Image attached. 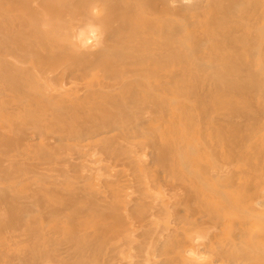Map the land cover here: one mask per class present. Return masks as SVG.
I'll list each match as a JSON object with an SVG mask.
<instances>
[{"label": "bare ground", "instance_id": "obj_1", "mask_svg": "<svg viewBox=\"0 0 264 264\" xmlns=\"http://www.w3.org/2000/svg\"><path fill=\"white\" fill-rule=\"evenodd\" d=\"M183 1L0 0V146H5L0 164L4 157L10 164L9 158L25 154L24 162L38 145L48 154L45 159L63 165L61 174L75 161L77 166L79 161L93 167L91 160L102 154L137 178L134 193L140 194L141 203L134 199L140 203L138 213L132 208L136 194L126 200L128 190L126 199H118L117 207L111 204L114 210L106 207L104 196L113 190L112 179L98 182L104 186L100 188L107 189L106 195L103 188L95 189L96 183L92 182L93 192L84 185L88 187L85 194L91 191L89 211L103 214L105 219L114 214L118 222L113 236L102 234L92 249L94 240L78 238L77 230L70 234L74 250L79 249L80 254L73 264H97L100 260L103 264H136L139 253H145L139 260L142 263L149 256L154 260L159 257V263L163 259V264H186L183 252L196 246L189 239L196 232L205 236L206 252L220 264H264V232L257 233L253 227L258 219L264 220L260 211L264 206V0ZM93 9L99 14L94 15ZM92 28L99 36L98 42L92 43L93 52L87 48ZM65 79L81 83V88L77 84L61 89L60 84L57 89L58 82ZM15 99L19 110L30 104L35 111L30 112L28 105L27 112L10 111ZM13 121L19 136L9 140V135L4 137L11 134ZM38 148L33 150L37 156ZM143 151L148 152L161 181L156 176V182L153 175L148 178L140 165L144 175L136 173ZM35 158L31 159L35 162ZM11 162L17 164V160ZM11 165L6 169L0 165V184L5 183L0 185V209L6 208L7 215L4 219L3 214L2 220L0 214V264H12L17 254L13 250L22 245L25 249H19L27 264H67L59 256L62 241L57 244V238L49 240L42 232L45 221L38 217V210L22 211L32 202L27 190L31 191L34 181L28 165L29 175L20 176L26 170L22 165L18 177L13 173L14 179H10V171H15ZM228 170L232 172L228 174ZM35 175L37 178L36 170ZM52 176L54 181L58 177ZM65 180L55 186L64 189L66 183L61 182ZM69 185L68 192L74 189ZM79 188L77 193L83 194L84 189ZM40 192L35 198L41 201L38 209L48 191ZM113 192L110 197L115 199L117 191ZM7 195L13 197L9 204ZM49 196L47 203L52 202ZM258 205L263 206L258 209ZM56 207L51 210V205L49 211L57 222L61 212ZM87 208L83 204L80 210L88 214ZM16 210L22 213L15 218ZM46 211L42 213L48 216ZM30 219L35 223L30 224ZM109 221L114 222L112 218ZM55 223L51 230L57 229ZM98 226L103 228L97 221L94 229ZM44 249L48 256H42ZM74 250L71 248V255L78 251ZM38 251L42 255L32 257ZM16 259L18 263V255Z\"/></svg>", "mask_w": 264, "mask_h": 264}, {"label": "rangeland", "instance_id": "obj_2", "mask_svg": "<svg viewBox=\"0 0 264 264\" xmlns=\"http://www.w3.org/2000/svg\"><path fill=\"white\" fill-rule=\"evenodd\" d=\"M190 1H192V0H184L183 1V3L184 4H186V3H188V2H190ZM89 46H90V48H89ZM93 46H94V44H92V43H88L87 42V48H89L90 50H91V52H93L94 50H96L95 49V47H94V50H93ZM86 50V49H85ZM89 50V51H90ZM86 51H88V50H86ZM90 52V53H91ZM64 81V82H63ZM62 82L60 81V82H58L57 84V89H58V87H59V85L61 86V89H63V87L64 88H66L67 89V87L69 88L70 86H76L77 84H80V85H78V86H76V87H78V88H81L80 86H81V83H79V82H77V81H75V82H73V80H68V79H65V80H63ZM70 82V83H69ZM77 82V83H76ZM63 83V84H62ZM65 84V85H64ZM11 100V99H10ZM10 100H8V102H10ZM15 102L17 103V101H16V99L13 101L12 100V103L16 106V107H14L13 108V106L11 107V109H10V111H12V112H16L17 114H18V112L21 110V112H27V105H26V107H24L23 109L25 110V111H23V109L20 107V110H19V108H18V104H15ZM18 105V106H17ZM29 107H28V109H30V112L31 111H35V109L33 108L32 109V107L30 106V104L28 105ZM14 110H16V111H13V109ZM18 110H17V109ZM1 109V108H0ZM32 109V110H31ZM8 111H9V109H7ZM4 111V110H3ZM7 111V112H8ZM0 112H2V110H0ZM37 112V111H36ZM16 114V115H17ZM18 116H20V114L18 115ZM20 121H18V123H21V119H19ZM17 121V120H16ZM11 123V128H12V125H13V123H14V125L16 126L17 125V122L15 123V121H13V122H10ZM13 125V127L15 128V126ZM14 128H12V132H11V130L9 129V131L7 130V128L5 129L6 130V132L8 131V132H10L11 134H7L6 132H5V130H3L6 134H5V137L4 138H6V139H8L9 138V140H11V138H12V140L13 139H16L18 136H19V133H17V130L18 129H16L15 128V130H14ZM14 131H15V133H14ZM19 132V131H18ZM20 134H21V132H20ZM8 136V138H7V136ZM12 135V136H11ZM14 135H15V137H14ZM17 135V136H16ZM3 136H4V133H3ZM36 145H37V143H36ZM4 148H2V145L0 146V148H1V150L0 151H2V150H4L5 149V146H3ZM36 148H38V145H37V147H34L30 152H32V153H29V155L31 154L32 155V157H30L29 155V157L27 156V158L28 159H26V160H24V162H23V159H25V154H24V151L26 150L25 148L23 149L24 151H22L21 149H20V151H22V154H24V155H22V156H24L23 157V159H22V156H21V158L19 157L18 158V156L19 155H17V158H16V156H15V159H13V158H9V161H10V164H8V162L6 161V160H8V158H6V157H4L3 159H4V163L2 162V160H1V167H2V164L3 165H5L4 166V168L6 169L7 167L6 166H8L9 165V167H10V165H11V161H14V163H16V160H17V164H13L12 163V165H11V168H12V170H15V171H10L11 173H12V176H11V174H10V176H9V178L10 179H14V174H15V177H18V175H19V171L22 169V167L24 166V168H26V170L25 169H23V172L22 173H20V176H22V174L24 175V174H27V175H29L28 173H29V171H28V169L30 170V176L33 174V177L31 176V178H36V175H35V170H36V174H38L39 175V173H41V175H37V178L36 179H38V180H40L41 179V181H39V184H40V187H41V189H40V187H39V184L37 183L38 182V180H36V179H31L32 180V182L34 181L35 182V184H34V182L32 183L31 181H30V183H32V188H33V190H34V188H35V190H36V185H37V188L39 187V189H37V191L36 192H33L32 191V188H31V191L30 190H27V194H28V196H30V198H31V203H29V204H31V206L29 205V206H26V208L27 209H23L22 211H24V212H27V211H29V212H31V213H33V211H35V213H36V211H37V214H38V217H42V220H44L45 222H44V226H43V228H42V232H44L45 234H46V237H47V239H49V240H52V237H55V238H57L59 241H57V239H54L55 241L54 242H56L57 244H59V243H61V241H62V243H61V245H60V257H62V259H64V261L67 263V264H71L70 263V261L72 262V264H73V262L75 263L77 260H78V258H80V254H79V256H78V253H79V249H75L74 250V248H75V244L73 243V239H72V237H70V234H72L73 232L75 233V230H77L78 231V234H77V236H78V238H80V239H86V238H88V240L89 241H93L94 242V244L92 245V247H91V249L93 248V246L94 245H96V239H97V241H99L100 242V239H101V236H103L102 234H104L105 236L104 237H106V233H107V237L106 238H109V236H113V234H114V232H115V230L117 229V219H116V217H115V215L114 214H112V215H107V217H106V219L103 217V214H100L99 215V213H98V216H96L95 214H97V213H92V210L91 211H89L90 210V208H89V204L91 205V197L90 198H87V197H89V196H91L90 195V193H91V191L93 190L92 189V184L93 183H96L95 184V189H98V188H100L101 186L100 185H102L103 183H108V182H110L111 181V179H112V181H111V183H112V185H111V188H110V190H112V191H110V192H108V194L106 193V190L104 189H102V188H100V189H98V190H103V192H105V193H103L104 195H106L107 194V196H104L105 197V204H106V207L108 208L109 207V209H110V211L111 210H114L113 209V207L115 206V207H117L118 205H119V203H120V201H122V198H123V200L124 199H126V196H127V199L126 200H128L129 199V196H133L134 194H136V195H134L133 197H132V208L135 206V208H133V210H134V212H139L140 211V203H141V200H140V194L138 195V193H134V192H136V190H135V187H134V185H136V183H137V178L136 179H133L132 177L133 176H130L131 174H129L131 171L128 169V168H126L125 170L126 171H128V172H126L125 170H124V166L122 165V164H116V163H114V161H113V163H112V160H108L107 158H103V156H102V154H97V156H95V158H93L92 160H91V162H92V166L93 167H91V165L89 164V163H83V162H79L78 161V166H77V164H76V162L77 161H75V162H72L73 163V165H71V167H65V171L66 172H64V174L62 173H60V171L59 170H61L62 168H63V165L61 164V165H58L57 163H55V162H53V161H50L49 162V158H46L45 159V157H48V154L45 152V151H43V149L42 148H38V152H40V154H38V156L40 157L39 159H38V156H37V154L34 152L33 153V150L34 151H36L37 152V150H36ZM8 149V148H7ZM6 151V150H5ZM8 151V150H7ZM43 151V152H42ZM146 151H148V150H146ZM145 151V153H144V151L142 152V153H144V155L142 154H140V156L138 157L139 158V161L141 162V164H140V162H139V164H138V168H137V171H136V173H139L140 172V174H143L144 173V170L146 171L144 174L146 175L147 174V177L149 178V177H151L152 175H153V179H154V177H156L157 176V171H155V170H157V167L155 166H152L153 164V162L151 161V158H149L148 156H147V154H148V152H146ZM48 152V151H47ZM41 153H43V155H41ZM46 153V154H45ZM33 154H34V156L35 157H37V158H35V157H33ZM41 155V156H40ZM98 156H101L102 158H100V157H98ZM31 158H35V162H34V160L33 159H31ZM13 159V160H12ZM19 159V160H18ZM30 159H31V162H30ZM33 160V161H32ZM37 160H39V161H37ZM41 160H43V163H41L42 161ZM45 160H48L47 162L45 161ZM51 160V159H50ZM103 160H104V162H103ZM150 160V161H149ZM6 161V162H5ZM36 161H37V163H36ZM101 161H102V164L100 165V163H101ZM19 162L21 163V164H19ZM27 162H29V163H31V165L28 163L27 164ZM40 162V163H39ZM99 162V163H98ZM26 163V164H25ZM54 163H55V165H54ZM83 164V168H82V164ZM98 163V164H97ZM112 163V164H111ZM44 164V165H43ZM50 164H53V166H50ZM57 164V165H56ZM97 164V165H96ZM109 164V165H108ZM16 165H17V167H16ZM21 165V166H20ZM23 165V166H22ZM27 165H28V169H27ZM32 165H33V167H32ZM38 165V166H37ZM75 165V166H74ZM85 165V166H84ZM88 165H89V167H88ZM104 165V166H103ZM114 165V166H113ZM122 167H120V166ZM137 165V164H136ZM135 165V166H136ZM142 167V168H144V170L143 169H139L140 168V166ZM58 166V167H57ZM81 167V169H80V167ZM144 166V167H143ZM149 166V167H148ZM15 167V168H14ZM19 167H20V170L18 171L17 169H19ZM47 167H48V169H47ZM74 167V168H73ZM85 167V168H84ZM86 167H88V168H86ZM103 167V168H102ZM116 167V168H115ZM137 167V166H136ZM146 167V168H145ZM153 167V168H152ZM33 168V169H32ZM151 168V169H150ZM31 169H32V171H31ZM84 169H86L85 171H83ZM91 169V170H90ZM101 171L100 173H98L99 172V170ZM105 169V172H102L103 170ZM115 169V170H114ZM149 169V170H148ZM153 169V170H152ZM230 169H232V168H230ZM7 170H10V168L9 169H7ZM26 171V173H25V171ZM34 170V171H33ZM40 170V171H39ZM42 170H43V172H42ZM47 170V171H46ZM77 170V171H76ZM78 170H79V172H78ZM90 170V171H89ZM143 170V171H142ZM152 170V171H151ZM59 171V172H58ZM92 171V172H91ZM142 171V172H141ZM231 172H232V170H230ZM230 171L228 170L227 171V173L228 174H230ZM16 172V173H15ZM17 172H18V175H17ZM21 172V171H20ZM56 172V173H55ZM91 172V173H90ZM116 172L118 173V176H116L117 174H116ZM119 172L121 173L120 175H119ZM156 172V173H155ZM14 173V174H13ZM59 175H58V174ZM75 174V175H72V174ZM82 173H83V175H82ZM155 173V174H154ZM48 175V176H45V175ZM52 174L53 175H55V176H58L61 180L62 179H64V178H66V180L62 183L61 182V185H63L64 183H66V185H65V187H66V189H65V187H64V189L63 188H61V187H63V186H61V187H59L60 186V184L59 185H57V186H55V182H56V184H57V182H59L60 181V179H58V177H57V179L54 181L53 179H55L56 177H54V178H52L53 176H52ZM60 174H61V176H60ZM86 174H87V177H86ZM89 174H90V176H89ZM92 174H93V176H94V178H92L93 176H92ZM101 174V175H100ZM106 174V175H105ZM143 174V175H144ZM149 174V175H148ZM247 174H249V173H247ZM34 175H35V177H34ZM64 175V176H63ZM70 176V177H68V176ZM73 177H72V176ZM84 176V177H82V176ZM243 175H246V173L245 174H243ZM41 176H42V178H43V176L45 177V178H41ZM50 176H51V178H50ZM77 176V177H76ZM78 176H79V178H78ZM96 176L98 177V178H96ZM229 176V175H228ZM40 177V178H39ZM62 177V178H61ZM106 179H105V178ZM117 177V178H116ZM120 177V178H119ZM129 177V178H128ZM158 177V176H157ZM245 177V179L247 178V177H249L248 175H247V177L246 176H244ZM49 178L51 179V180H49ZM74 178V179H73ZM85 178V179H84ZM101 178V179H100ZM104 178V179H103ZM107 178H108V180H107ZM122 178H123V180H122ZM135 178V177H134ZM16 179V178H15ZM47 179V180H46ZM69 179V180H68ZM79 179V180H78ZM122 180V181H120V180ZM131 179H132V181H131ZM142 179H144V178H142ZM150 179H152V177L150 178ZM160 179V181H161V177H158V180ZM244 179V180H245ZM248 179V178H247ZM67 180H68V184H67ZM101 180V182H102V184L101 183H99L98 184V182ZM114 180V181H113ZM116 180V181H115ZM125 180H127V181H125ZM156 182H157V180H156V178L154 179ZM43 181H44V183H43ZM49 181H50V184H49ZM78 181V182H77ZM108 181V182H107ZM130 181V182H129ZM148 181V180H147ZM46 182H48V184L46 183ZM52 182L54 183V184H52ZM80 182H82L81 183V186L79 185L80 184ZM93 182V183H92ZM129 182V183H128ZM42 183V184H41ZM60 183V182H59ZM79 183V184H78ZM114 183V184H113ZM121 183V184H120ZM124 183V184H123ZM129 185H128V184ZM132 185H131V184ZM135 183V184H134ZM3 184H5L4 183V180H3ZM2 184V181H1V184L0 185H3ZM35 186H34V185ZM52 184V185H51ZM70 184V185H69ZM77 184H78V186H77ZM83 184V185H82ZM86 184V186H88L89 188H90V190L91 191H88L89 192V194H85V193H87V189H88V187H86V186H84ZM88 184V185H87ZM90 184V185H89ZM117 184V185H116ZM123 184V185H122ZM48 185V186H47ZM69 185V187H73L74 189H70L69 188V191L70 192H68V186ZM122 185V186H121ZM42 186H44V189H45V187H47V188H49V190H42L43 188H42ZM53 186V187H52ZM55 186V187H54ZM79 188H81V190H83V194H81L82 193V191L81 192H78L77 193V187ZM118 186H120L119 188H118ZM137 186V185H136ZM51 187V188H50ZM93 187H94V184H93ZM123 187H125V188H128V189H125V188H123ZM131 187V188H130ZM132 187H134V188H132ZM80 188H79V190H80ZM115 188H117V189H115ZM63 189V190H62ZM75 189H76V191H75ZM86 189V190H85ZM115 189V190H114ZM123 189V191L125 192V193H123L122 191V193H123V195H122V193L120 192V190H122ZM132 189V190H131ZM39 190V191H38ZM40 190H42L41 192H40ZM74 192H73V191ZM125 190H128L129 191V193H128V191L126 192ZM133 190H135V191H133ZM46 191H48V192H46ZM59 191H61V192H59ZM66 191H67V194H66ZM94 191V190H93ZM92 191V192H93ZM113 191H119V193H121L120 195L116 192L115 194V199L113 198L114 196H112V197H110V195L112 194V193H114ZM130 191H132V194H131V192ZM31 192H33L34 193V195H32L31 194ZM37 192H40L41 194L43 193V192H46L47 193V195H48V197L50 198V196L49 195H52V202H51V200H50V203H47V199H46V197H47V195H46V193L42 196L40 193H38L39 195H40V198H38V199H42V203H41V205H45V203H43L44 201H45V199H46V208L49 206V209H51V205H52V209L51 210H54V206L56 207V205H57V207H58V211H59V213L61 214V216H59L60 218H59V220L56 222L55 220V218L52 216V214L51 213H53V211H49V209H46L45 208V206L43 205V207H44V210H43V207L42 206H40L39 208L40 209H38V206L40 205V202L41 201H39V203L36 201L37 199H35L36 198V194H37ZM63 192V193H62ZM85 192V193H84ZM73 193V194H72ZM76 193V194H75ZM111 193V194H110ZM126 193H127V195H126ZM64 194V195H63ZM103 194H102V196H103ZM117 194H118V197H116L117 196ZM46 195V196H45ZM58 196V200H57V196ZM77 195V196H76ZM79 195V196H78ZM126 195V196H125ZM138 195V196H137ZM34 196V197H33ZM41 196H42V198H41ZM45 196V197H44ZM60 196H61V198H60ZM70 196V197H69ZM74 196V197H73ZM80 196H82V197H80ZM84 196H85V201H84ZM6 197H8V201H7V204H9V202H11L12 200H13V197L11 196V198H10V196L9 195H7ZM47 197V198H48ZM54 197H56V198H54ZM72 197H73V200H72ZM48 198V199H49ZM137 199V201L138 202H140L139 204H137V201H135V199ZM51 199V198H50ZM62 199V200H61ZM67 199V200H66ZM71 199V200H70ZM87 199H90V201H88ZM113 199V200H112ZM120 201H119V200ZM5 201H6V199H4ZM11 200V201H10ZM34 200V201H33ZM54 200L56 201V202H54ZM66 200V201H65ZM4 201V202H5ZM69 201H71V203H69ZM107 201V202H106ZM112 201V202H111ZM115 201V202H114ZM262 201H263V205H264V200L262 199ZM261 201V202H262ZM48 202H49V200H48ZM84 202V203H83ZM88 202V203H87ZM118 202V204L117 205H115V203H117ZM57 203V204H56ZM84 204V206H85V208H87L86 210H88V211H85V213L87 212L88 214H84V210H80V208H83V204ZM87 203V204H86ZM135 203V204H134ZM3 204V203H2ZM34 204V205H33ZM49 204V205H48ZM53 204H55L54 206H53ZM68 204V205H67ZM86 204V205H85ZM110 204V205H109ZM111 204H112V206H111ZM137 204V205H136ZM4 205L6 206V204L4 203ZM61 205V206H60ZM257 205V204H256ZM255 205V209H257V206ZM263 205H258V209L261 207V206H263ZM3 206V205H2ZM33 206H34V208H33ZM74 206H76L75 208H74V210H73V207ZM137 206H139V208L137 207ZM57 207H56V210H57ZM80 207V208H79ZM111 207V208H110ZM0 208H1V205H0ZM2 208H5V207H2ZM42 208V209H41ZM66 208V209H65ZM69 210H68V209ZM71 208V209H70ZM137 208H138V211H137ZM6 209V208H5ZM4 209V211H3V209H0V214H1V218H2V220H3V214H5L4 215V219H5V216H7L6 215V210ZM34 209V210H33ZM78 211H77V210ZM116 209V208H115ZM41 210V211H40ZM47 210V211H46ZM76 210V211H75ZM263 212H262V211ZM22 211L21 210H16V211H14L13 213H14V215H15V218H16V216H20L21 215V213H22ZM42 211H43V213H45V211H46V214L49 212V214H48V216H50L49 218H48V216L47 215H45V214H43L42 213ZM73 212L74 211V214H72L71 212ZM259 211V210H258ZM260 211L262 212V214H264V206L262 207V209L260 208ZM51 212V213H50ZM34 213V214H35ZM42 213V214H41ZM58 213V214H59ZM70 213H71V216H70ZM79 213V214H78ZM83 213V214H82ZM90 213H92V214H94L93 215V217H91L92 216V214H91V216H90ZM37 214H36V216H37ZM51 214V215H50ZM59 214V215H60ZM81 214V215H80ZM14 215H12L13 217H14ZM68 215V216H67ZM102 215V216H101ZM11 215H10V217H12ZM43 216H46V217H43ZM78 216V217H77ZM86 216V217H85ZM88 216V217H87ZM113 216V217H112ZM51 217H53V218H51ZM62 217H63V219H62ZM81 217H82V219H83V217H84V220H85V222L83 221V223L82 222H80L81 221ZM103 217V218H102ZM109 217V218H108ZM1 218H0V220H1ZM8 218H9V216H8ZM15 218H13V219H15ZM40 218H38V219H40ZM44 218V219H43ZM46 218H47V220H46ZM65 218V219H64ZM78 218H79V220L80 221H78ZM88 218V219H87ZM101 218H102V220H101ZM108 218V219H107ZM112 218V220L114 221V222H111V221H109L110 219ZM114 218V219H113ZM37 219V218H36ZM52 219H54V221H52ZM62 219V220H61ZM66 219H67V221H66ZM75 219H76V222H77V224H76V222H75ZM100 219V220H99ZM115 219H116V222H115ZM1 220V221H2ZM48 220H50V222L52 221V223L50 224L49 222H47L46 223V221H48ZM64 220V221H63ZM94 220V221H93ZM260 219H258L256 222H254V224H253V227H255V230H256V232L258 233V231L259 232H261V233H263L264 232V220L263 221H259ZM34 221V220H33ZM31 219H30V224H32V222H33ZM60 221V222H59ZM62 221H63V224H61L62 223ZM72 221V222H71ZM86 221H87V224H86ZM97 221H98V224H100V226H102L103 228H100L99 226L98 227H95V229H94V226L96 225L97 226ZM100 221L101 222H104V224L102 223V225H101V223H100ZM58 223V225L56 224V223ZM66 222H67V224H66ZM74 222V223H73ZM96 222V223H95ZM107 222H108V225H109V227H108V225H107ZM109 222H110V224H109ZM34 223H35V221H34ZM48 223H49V225H48ZM54 223H55V225H57L58 227H57V229H55V230H51V228H55L54 227ZM70 223V225H68ZM84 223H85V225H84ZM113 223V226L111 225ZM89 224H91V226L89 225ZM116 224V225H115ZM36 225V224H35ZM48 225V226H47ZM103 225H105V226H103ZM37 226V225H36ZM36 226H34L35 228H36ZM46 226V227H45ZM59 226H61L60 228L62 229V226L64 227L63 229H62V231H61V229L59 228ZM71 226V227H70ZM89 226V227H88ZM77 227H78V229H77ZM87 227V228H86ZM108 227V228H107ZM31 228H32V226H31ZM59 228V229H58ZM70 228H72V229H70ZM76 228V229H75ZM81 228V229H80ZM89 228L91 229V228H93L94 230H89ZM99 229V230H97V229ZM80 229V230H79ZM134 229V228H133ZM33 230V229H32ZM65 230V231H64ZM82 230V231H81ZM20 231H22V230H20ZM80 232V233H79ZM108 232H110V235H109V233ZM139 232H141V234L143 233V231H141V230H139L138 231V234H139ZM19 233V232H18ZM17 233V234H18ZM20 233H23V232H20ZM19 233V234H20ZM44 233H42L43 235H41V236H43V238L45 239V235H44ZM53 234V235H52ZM55 234V235H54ZM56 234H57V236L60 238H58V237H56ZM141 234H139V236H141ZM20 235H22V234H20ZM48 235V236H47ZM50 235H51V237H50ZM66 236V238H64L65 236ZM61 236V237H60ZM83 236V237H82ZM49 237V238H48ZM67 237H69V238H71V239H68ZM82 237V238H81ZM85 237V238H84ZM95 239H94V238ZM97 237V238H96ZM144 237V236H143ZM143 237H140V238H142L143 239ZM70 241L71 240V242L70 243H67L68 242V240ZM99 239V240H98ZM87 240V239H86ZM205 240V241H204ZM203 240V242H201L200 244H198V245H196V246H198V247H196V249H197V251H198V254L199 255H202V256H204V257H207L208 259L205 261V263L206 264H220V262H216L215 260L216 259H214V257L215 256H213L212 254H209V253H207L206 252V250H205V242H207V240H206V238ZM65 241H67L65 244H63ZM73 245H72V244ZM203 243V244H202ZM23 244V243H22ZM21 244V245H22ZM24 244L26 245V242H24ZM20 246V245H19ZM64 246V247H63ZM62 247V248H61ZM67 249H66V248ZM194 247V248H195ZM203 247V248H202ZM16 248L18 249V250H16ZM19 248H22L23 250L25 249V247H24V245H22V247H19ZM18 248V246L17 247H15V249L13 250V252H15L16 253V251H17V254H16V256H14V254H13V252H12V254H13V256H14V258H15V261L14 262H12V264H21V262H23V257L25 256H23V254H21V251L22 252H24L23 250H21L20 251V249ZM71 248H72V250H74V251H76V250H78V251H76L75 252V255L73 254L74 253V251L72 252V254L73 255H71ZM47 249V248H46ZM66 251H65V250ZM69 249V250H68ZM45 250V249H44ZM44 250H42V252L41 253H43V255L42 254H39V251L37 252V254H35L36 252H34L33 253V256L32 257H35V258H37L36 257V255H42V256H44V255H47L48 256V253L46 252V250L44 251ZM62 250V251H61ZM19 251H20V253H19ZM48 251V250H47ZM66 253H68V252H70V253H68V254H66ZM204 251V252H203ZM44 252H45V254H44ZM144 252V251H143ZM47 253V254H46ZM61 253H63V255L64 256H62V254ZM22 255V257L20 258V256ZM76 254H77V256H76ZM17 255H18V260H19V262L17 263L16 261H17V259H16V257H17ZM20 255V256H19ZM133 255H135V254H133ZM141 255L143 256V253L142 254H138V256H140L141 257ZM41 256V257H42ZM137 256V255H136ZM30 257V256H29ZM140 257H139V259L136 257V260L138 259V261L136 262V260H135V262H136V264H138V262H139V260H140ZM144 258H145V253H144V256H143ZM147 257V256H146ZM31 258V257H30ZM142 258V257H141ZM149 258V256L147 257V259ZM153 257H151V259H152ZM159 258V257H158ZM158 258H156V260H154V258L151 260V259H148V262H149V264H154V262H156V264L158 263V264H161L162 263V261H164L163 259H162V261H160V263H159V259ZM161 258H163V257H160V259ZM216 258V257H215ZM147 259H144V261H143V263L144 264H148L147 263ZM210 259H211V261H210ZM14 260V259H13ZM22 260V261H21ZM132 260H134V258L132 259ZM150 260V261H149ZM154 260V261H153ZM128 261H130V260H128ZM24 262H26V261H24ZM23 262V263H24ZM104 262V261H103ZM142 263V260L139 262V264H143ZM25 264H27V262L25 263ZM52 264V263H51ZM96 264V263H95ZM97 264H103L102 262H101V260H100V263L99 262H97ZM104 264H105V262H104ZM133 264V263H132ZM163 264V263H162Z\"/></svg>", "mask_w": 264, "mask_h": 264}, {"label": "clouds", "instance_id": "obj_3", "mask_svg": "<svg viewBox=\"0 0 264 264\" xmlns=\"http://www.w3.org/2000/svg\"><path fill=\"white\" fill-rule=\"evenodd\" d=\"M93 14L98 15L99 10L93 9ZM89 35L91 39L87 41L88 43L98 42L99 36L95 28L89 30ZM189 239L192 241L194 245H198L205 239V236L196 232V233H192L189 236ZM183 257L185 259L186 264H205V261L208 259L207 257L199 255L197 249L194 247H189L185 249L183 252Z\"/></svg>", "mask_w": 264, "mask_h": 264}]
</instances>
